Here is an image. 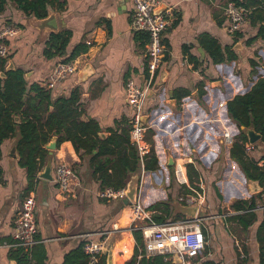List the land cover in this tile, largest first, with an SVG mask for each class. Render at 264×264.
I'll return each instance as SVG.
<instances>
[{
	"label": "crops",
	"instance_id": "crops-1",
	"mask_svg": "<svg viewBox=\"0 0 264 264\" xmlns=\"http://www.w3.org/2000/svg\"><path fill=\"white\" fill-rule=\"evenodd\" d=\"M230 1L244 0H160L157 12L170 10L172 16L163 35L164 62L156 73L144 111L145 147L155 152L160 169L144 170L143 177L141 172L131 178H140L139 201L151 221L154 218L174 221L171 206L169 214L162 206L156 210L151 208L171 199V180L176 182L175 165L195 167L199 174L198 188L192 185L191 188L199 191L203 182L201 165H230L241 177L239 183L236 179L229 180L209 194V200L220 201L221 196L216 192L219 190L225 196L221 188L228 191V199L220 207L223 211L217 210L219 205L211 204L205 213L204 201H199L195 219L202 222L207 245L197 264H260L256 239L259 224L243 231L227 221L234 215L228 211L236 199H251L259 193L250 194L249 188L255 182L248 181L231 158L233 144L225 143L223 132L230 130L235 141L240 137L241 128L230 119L227 104L236 96L250 92L264 78V40L248 44L260 27L250 22L249 11L240 31L242 37L229 33L225 7ZM133 12V0H55L48 7V17L38 20L22 14L14 0L4 3L0 0V30L7 25L20 29L16 37L7 41L10 58L5 68L7 72L22 70L30 91L34 87L50 91L46 87L47 79L54 66L63 60L45 56L51 35H65L69 40L67 55L92 39L96 46L84 54L85 63L80 70L50 93L55 102L78 90L83 119L96 121L101 135L110 136L112 130L123 128L126 122L132 123L127 79L132 78L141 87L148 80L150 38L147 33L133 31ZM212 42L224 54L229 50L236 59L214 63L210 57ZM252 60L258 63L256 74ZM29 95L35 96V92ZM19 140L16 132L0 143V264H17L11 257L10 244L22 202L30 195L35 198L37 210L38 242L33 246L45 247L46 264H64L67 256L89 240L103 243L102 255L107 261L111 256V264L129 263L136 249L133 230L144 222H136L134 207L126 202L127 195L115 200L102 199L100 184L92 177L88 160H81L70 141L61 143L52 155L45 149L52 157L53 176L59 164L73 168L76 178L72 193L62 192L55 181L41 179L39 175L33 190H29L27 170L20 164ZM248 156L264 167V144L257 143L255 151ZM180 186L174 188L175 194L179 189L182 194L183 191L193 194L190 188ZM258 211L262 220L263 210ZM135 222L138 225L133 226ZM142 259L139 253L136 264ZM32 262L36 264V260ZM166 263L180 264L176 259Z\"/></svg>",
	"mask_w": 264,
	"mask_h": 264
},
{
	"label": "trees",
	"instance_id": "trees-1",
	"mask_svg": "<svg viewBox=\"0 0 264 264\" xmlns=\"http://www.w3.org/2000/svg\"><path fill=\"white\" fill-rule=\"evenodd\" d=\"M7 0H1L4 3ZM22 14L43 20L48 17V7L55 0H14ZM249 11L250 22L260 25L257 36L250 38L248 44L264 40V0H244L236 2ZM242 37L241 33L236 34ZM69 40L62 34H52L47 42L45 56L49 58L60 57L63 62L73 61L88 52L89 47L80 44L71 54L67 55ZM210 53L214 63L233 61L235 56L228 50L224 54L216 42H212ZM229 49V48H227ZM9 59L0 58V143L16 134L19 135L18 152L20 164L27 170L29 176V190H33L39 173L52 159L45 147L53 137H58V146L65 141L72 142L81 160H88L92 177L100 184V191L111 189L120 191L125 189L131 178L146 172H155L160 169L158 158L152 150L141 158L139 150L131 141L130 132L132 125L126 122L121 129L111 131L110 136H101V127L96 121L83 119L84 110L81 107V95L78 90L70 97L61 98L53 102L50 91L40 87L28 89L26 75L22 70L7 72L6 66ZM255 68L258 63L252 60ZM6 67V68H5ZM256 68L254 74H256ZM35 92V96L29 95ZM54 109L50 112V108ZM230 119L239 127L254 129L262 137L264 144V78L260 79L250 92L236 96L227 104ZM22 122L19 121V119ZM248 142L245 131L240 130V137L234 142L231 149V158L237 162L248 181L257 182L264 187V167L258 161L250 158L244 145ZM264 160V157H263ZM189 181L192 186L198 183L199 174L193 165L188 166ZM176 180V179H175ZM198 188V186H196ZM170 201L152 207L156 210L163 207L169 214ZM260 194L251 199H239L231 205V215L227 218L239 226L243 231H248L259 224L256 239L260 248V264H264V210L263 219L260 220L258 206H261ZM157 224L167 222L165 218H154ZM205 234V233H204ZM136 242L135 254L127 264H136L137 258L142 255L140 264H167L163 256H150L145 254V240L141 230H133ZM38 239L36 237V243ZM82 243L79 248L66 257L64 264H107V257L96 256V261L84 251ZM11 257L17 264H46V249L43 246L24 247L15 239L10 244ZM245 254H248L244 248Z\"/></svg>",
	"mask_w": 264,
	"mask_h": 264
},
{
	"label": "built area",
	"instance_id": "built-area-1",
	"mask_svg": "<svg viewBox=\"0 0 264 264\" xmlns=\"http://www.w3.org/2000/svg\"><path fill=\"white\" fill-rule=\"evenodd\" d=\"M160 0H133L134 12L131 19V27L135 32H144L149 35L150 42L148 47V80L145 87L138 86L132 78L127 79L126 94L129 105L133 111L132 129L130 132L131 141L139 150L141 158L148 155L149 151L145 146V135L147 133V124L143 121L145 115V103L152 88L155 76L164 62L163 35L169 26L171 11L158 13ZM225 15L228 20L229 33L236 35L241 31L246 23L248 10L238 5L235 1H230L225 7ZM20 29L16 26L7 25L0 30V58H10V48L7 44L8 39L16 37ZM86 45L91 49L95 43L92 39L86 41ZM85 56L70 61L57 63L49 78L46 87L52 91L56 89L65 79L77 73L85 63ZM223 138L227 145L235 142L233 133L225 129ZM245 152L250 155L256 149V145L247 142L244 145ZM145 171L143 170L141 175ZM174 176L181 186H186L193 191L192 195L180 197L181 202L193 205L200 200L205 201L204 187L201 191L192 189L189 185L186 165H175ZM76 174L73 168L66 164H59L55 169L54 181L58 188L65 193H72L73 181ZM257 192L264 201V187ZM100 197L105 200H115L126 197V189L113 191L106 189L100 192ZM134 207L135 220H141L144 225L136 228L141 230L145 240V254L147 256H163L167 261L177 259L180 264H197L198 257L204 252L207 242L202 229L200 219H178L157 224L151 221L149 213L139 201ZM257 210H264V203L258 206ZM37 210L34 196L26 197L21 205L16 220L14 239L24 247H31L36 243L37 235ZM84 251L96 261V256L103 254V243L96 241H87L84 245Z\"/></svg>",
	"mask_w": 264,
	"mask_h": 264
},
{
	"label": "rangeland",
	"instance_id": "rangeland-1",
	"mask_svg": "<svg viewBox=\"0 0 264 264\" xmlns=\"http://www.w3.org/2000/svg\"><path fill=\"white\" fill-rule=\"evenodd\" d=\"M201 168L203 169L202 170V172H203L202 184H204V185L200 184V187L205 186L204 191H203L204 196H205V201L202 202L203 203L202 206L203 207L205 206V211H206L205 213H208V211L210 210V209H208V207L211 206V204L219 205V208H217V210L223 211L222 209H220V207L222 205H224V203H223L224 200L228 199V191H226L224 189V187L221 188V190L225 194V196L222 195V193L219 190H218V192H216L221 196L220 201L209 200V196H210L209 194L214 192V188H218L217 185H219V187H220V184L222 183V185L224 186V185H226V182H229V180H235L236 179V181H238V183H239V180H240L239 178H241V177L237 173H235L234 171L231 170L230 165H201ZM187 172H188V167H187ZM171 182L173 183V186L171 187V192L169 193V196L171 197L170 206L172 207V210L174 213V216H173L175 218L174 220H178V219H180L178 217H180L182 215L175 214V212L177 211V207L178 206L180 207V205H184V206H190V205L186 204L185 202H181L179 200L181 196L186 195V193H184V191L182 194V189H179L180 191L177 194L174 193V188H177V186L179 185V184L177 185L178 182L176 181L177 182L176 183L173 180H171ZM172 183H171V185H172ZM189 184H190V182H189ZM140 185H141V181H140ZM190 187H191V184H190ZM251 188H252V186L249 188V192L252 195L253 193H251V190H250ZM195 190L199 192V189H195ZM139 191H140V188H139ZM254 194H257V192ZM236 198L239 199L238 196ZM197 204L199 205L200 203H197ZM219 211H217V212H219ZM228 212L230 213L231 211H228ZM139 221L140 220H137L136 222H139ZM136 222L133 223V226L138 225ZM139 227H141V226H139Z\"/></svg>",
	"mask_w": 264,
	"mask_h": 264
},
{
	"label": "water",
	"instance_id": "water-1",
	"mask_svg": "<svg viewBox=\"0 0 264 264\" xmlns=\"http://www.w3.org/2000/svg\"><path fill=\"white\" fill-rule=\"evenodd\" d=\"M44 20V19H43ZM1 77L4 76V74L2 73L0 75ZM143 121L146 122V117L143 118ZM240 130L245 131V134L248 138V142L252 145H256L257 143H259L262 140V137L259 133H257L254 129H245L244 127H241ZM102 137H106V135H101ZM46 148L50 151V154H53V151L58 149V138L54 137L52 139V141L46 146ZM173 161L170 162V167L174 166L173 165ZM39 177L41 179L47 180V181H54V176H53V162L52 159H50L45 168L43 169V171L39 174ZM252 188L251 193H256L259 192V190L261 189L260 185L255 182L252 183ZM139 188H140V178L136 177L130 180V182L127 185V191H126V195H127V203H131L132 205H136L138 202V195H139ZM199 210V205L197 203H194L193 205L190 206H184V205H180V207H177V211L175 212V214H179L184 216L186 219L192 220L195 219L197 216ZM178 257H175L176 260ZM111 256H109L107 264H111ZM180 261V259L178 260Z\"/></svg>",
	"mask_w": 264,
	"mask_h": 264
}]
</instances>
